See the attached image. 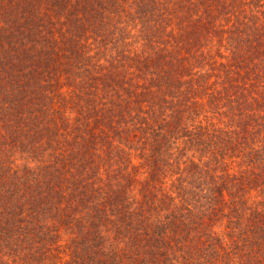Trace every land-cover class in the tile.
Returning <instances> with one entry per match:
<instances>
[{"label": "trees", "instance_id": "obj_1", "mask_svg": "<svg viewBox=\"0 0 264 264\" xmlns=\"http://www.w3.org/2000/svg\"><path fill=\"white\" fill-rule=\"evenodd\" d=\"M0 264H264V0H0Z\"/></svg>", "mask_w": 264, "mask_h": 264}]
</instances>
